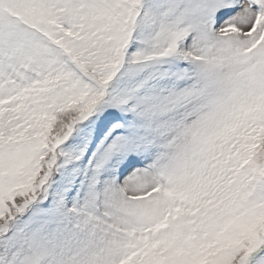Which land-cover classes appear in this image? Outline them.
I'll use <instances>...</instances> for the list:
<instances>
[{
    "label": "snow or ice",
    "instance_id": "obj_1",
    "mask_svg": "<svg viewBox=\"0 0 264 264\" xmlns=\"http://www.w3.org/2000/svg\"><path fill=\"white\" fill-rule=\"evenodd\" d=\"M0 264H264V0H0Z\"/></svg>",
    "mask_w": 264,
    "mask_h": 264
}]
</instances>
